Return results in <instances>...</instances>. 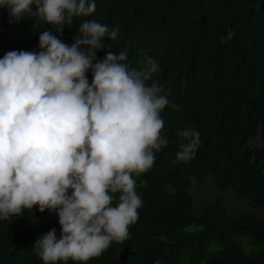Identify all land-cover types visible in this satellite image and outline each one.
<instances>
[{"label":"trees","instance_id":"trees-1","mask_svg":"<svg viewBox=\"0 0 264 264\" xmlns=\"http://www.w3.org/2000/svg\"><path fill=\"white\" fill-rule=\"evenodd\" d=\"M10 19L0 8V57L38 51L40 31L56 30L27 14ZM85 19L118 28L117 39L106 43L112 51L127 49L132 66L139 68L144 54L154 57L153 79L180 106L161 113L170 143L155 152L149 170L134 174L143 203L128 239L85 264H264V0H96L95 11L74 17L61 38L71 44ZM229 30L233 37L222 42ZM86 75L91 81L90 70ZM189 126L199 130L201 144L193 159L177 161L175 133ZM256 135L260 146H250ZM208 178L252 212L234 217L219 197L194 210L187 190ZM53 227L59 236L55 212L35 205L0 219V264H44L33 244Z\"/></svg>","mask_w":264,"mask_h":264},{"label":"clouds","instance_id":"clouds-1","mask_svg":"<svg viewBox=\"0 0 264 264\" xmlns=\"http://www.w3.org/2000/svg\"><path fill=\"white\" fill-rule=\"evenodd\" d=\"M0 8L10 23L27 14L56 26L40 31L38 51L0 57V219L34 205L55 212L59 236L55 227L38 236L35 254L44 264H85L111 242L128 239L143 203L135 176L170 143L163 109L180 106L153 79L154 57L144 54L138 68L127 49L111 50L106 40L115 41L118 28L85 19L71 44L61 38L74 17L95 11L96 0H0ZM233 35L229 30L221 41ZM175 135V159H193L199 130L189 126Z\"/></svg>","mask_w":264,"mask_h":264},{"label":"rangeland","instance_id":"rangeland-1","mask_svg":"<svg viewBox=\"0 0 264 264\" xmlns=\"http://www.w3.org/2000/svg\"><path fill=\"white\" fill-rule=\"evenodd\" d=\"M250 146L259 147L260 146V139L259 136L256 135L249 141ZM213 182L210 178L207 179L205 183L199 188H191L187 190V193L192 196L193 198V209H198L202 204L210 203L215 197H219L222 199V201L225 202L227 205V209L229 212L233 214L234 217H237L241 211H245L248 213L252 212V209L249 206H245L243 204L241 199L237 198L231 191L225 190L224 192H219L218 190L213 187ZM229 192V193H228ZM234 195L237 199H235L232 195ZM239 200V201H237ZM239 204V207H243V209L238 208L237 205ZM257 213V212H256ZM243 246L244 250H247V247L244 245V242H240Z\"/></svg>","mask_w":264,"mask_h":264},{"label":"bare ground","instance_id":"bare-ground-1","mask_svg":"<svg viewBox=\"0 0 264 264\" xmlns=\"http://www.w3.org/2000/svg\"><path fill=\"white\" fill-rule=\"evenodd\" d=\"M116 2V1H115Z\"/></svg>","mask_w":264,"mask_h":264}]
</instances>
